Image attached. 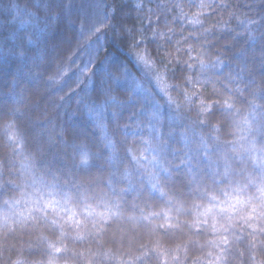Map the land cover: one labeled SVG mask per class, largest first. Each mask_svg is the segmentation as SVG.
Wrapping results in <instances>:
<instances>
[{"label":"clouds","instance_id":"9594fccd","mask_svg":"<svg viewBox=\"0 0 264 264\" xmlns=\"http://www.w3.org/2000/svg\"><path fill=\"white\" fill-rule=\"evenodd\" d=\"M0 264H264V0H0Z\"/></svg>","mask_w":264,"mask_h":264},{"label":"trees","instance_id":"16d2710c","mask_svg":"<svg viewBox=\"0 0 264 264\" xmlns=\"http://www.w3.org/2000/svg\"><path fill=\"white\" fill-rule=\"evenodd\" d=\"M127 6L126 5H124L122 8H121V11H123L124 10V8H126Z\"/></svg>","mask_w":264,"mask_h":264}]
</instances>
